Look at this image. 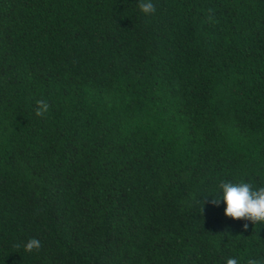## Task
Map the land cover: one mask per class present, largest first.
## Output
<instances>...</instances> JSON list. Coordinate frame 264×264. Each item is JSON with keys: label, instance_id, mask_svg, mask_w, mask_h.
I'll return each mask as SVG.
<instances>
[{"label": "trees", "instance_id": "1", "mask_svg": "<svg viewBox=\"0 0 264 264\" xmlns=\"http://www.w3.org/2000/svg\"><path fill=\"white\" fill-rule=\"evenodd\" d=\"M138 2L0 0V264H264V0Z\"/></svg>", "mask_w": 264, "mask_h": 264}, {"label": "clouds", "instance_id": "2", "mask_svg": "<svg viewBox=\"0 0 264 264\" xmlns=\"http://www.w3.org/2000/svg\"><path fill=\"white\" fill-rule=\"evenodd\" d=\"M139 9L145 15H152L156 11L155 5L151 0H139ZM35 115L37 117H45L50 109V104L46 100L36 101ZM222 196L214 198L211 203L219 205L221 200L226 204L225 215L233 220L250 221L252 224H264V187L256 190L247 182L233 183L231 181L222 182L220 184ZM204 211V201L201 212ZM248 223L243 225L245 230L248 229ZM15 247H20L19 244ZM42 247L39 239L32 237L24 244V250L27 252L39 251ZM226 264H239L237 259L228 258ZM248 264H258L256 260H249Z\"/></svg>", "mask_w": 264, "mask_h": 264}]
</instances>
